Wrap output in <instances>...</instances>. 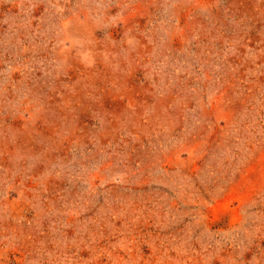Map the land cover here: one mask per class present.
<instances>
[{
    "label": "rangeland",
    "instance_id": "1",
    "mask_svg": "<svg viewBox=\"0 0 264 264\" xmlns=\"http://www.w3.org/2000/svg\"><path fill=\"white\" fill-rule=\"evenodd\" d=\"M0 264H264V0H0Z\"/></svg>",
    "mask_w": 264,
    "mask_h": 264
}]
</instances>
